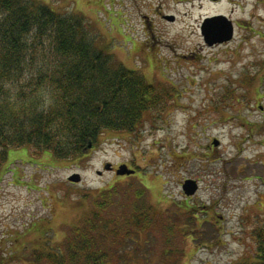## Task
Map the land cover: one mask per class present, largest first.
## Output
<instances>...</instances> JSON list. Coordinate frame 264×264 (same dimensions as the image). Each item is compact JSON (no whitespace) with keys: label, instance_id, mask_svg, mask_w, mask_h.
<instances>
[{"label":"rangeland","instance_id":"obj_1","mask_svg":"<svg viewBox=\"0 0 264 264\" xmlns=\"http://www.w3.org/2000/svg\"><path fill=\"white\" fill-rule=\"evenodd\" d=\"M36 1L80 15L115 67L153 85L158 106L132 130L104 131L73 160L8 149L0 166V264H47L37 255L60 247L93 207L81 194L112 187L126 192L107 207L121 222L133 207H156V221L141 234V259L244 264L254 257L255 233L264 229V0ZM229 23L232 39L217 42ZM106 162L134 171L117 175ZM74 172L79 182L67 179ZM185 180L197 185L191 195Z\"/></svg>","mask_w":264,"mask_h":264},{"label":"trees","instance_id":"obj_2","mask_svg":"<svg viewBox=\"0 0 264 264\" xmlns=\"http://www.w3.org/2000/svg\"><path fill=\"white\" fill-rule=\"evenodd\" d=\"M86 30L80 15L61 14L36 0H0V166L13 147L76 159L104 131L132 130L157 108L153 85L137 70L115 67ZM125 193L112 187L99 190L95 199L81 194L94 200L89 213L70 226L60 247L35 259L47 264H152L149 255L140 258V239L156 221V207H133L121 222L107 207L115 194ZM143 194L136 196L139 202ZM181 231L192 233L185 227ZM255 237L254 257L244 264H264V229Z\"/></svg>","mask_w":264,"mask_h":264},{"label":"water","instance_id":"obj_3","mask_svg":"<svg viewBox=\"0 0 264 264\" xmlns=\"http://www.w3.org/2000/svg\"><path fill=\"white\" fill-rule=\"evenodd\" d=\"M224 17L222 15L219 16H214V17H210L207 18V21H209L207 23V27H212L213 25L216 24V22H214V20H216V18L218 17ZM167 19L172 20L173 19V15H168L166 16ZM225 18V17H224ZM225 20V19H224ZM228 22V21H227ZM204 26H202V31H203ZM232 24L229 23V27L226 28L223 32H221L218 36H217V42H222L225 40H229L232 37ZM205 36V40L210 44L212 43V41L207 37L208 35L204 34ZM215 144H217V141L214 142ZM105 169H111V164L107 163L105 164ZM134 170L133 169H129L126 164H121L118 166V168L115 170L116 174L121 175V174H130L132 173ZM69 181L72 182H79L81 180V176L78 172H74L72 174H70L67 178ZM197 188V185L193 182V180H185L182 184V189L184 191V193L186 195H191L192 193L195 192Z\"/></svg>","mask_w":264,"mask_h":264},{"label":"flooded vegetation","instance_id":"obj_4","mask_svg":"<svg viewBox=\"0 0 264 264\" xmlns=\"http://www.w3.org/2000/svg\"><path fill=\"white\" fill-rule=\"evenodd\" d=\"M213 1H219V0H213ZM235 4V3H234ZM115 167V166H114Z\"/></svg>","mask_w":264,"mask_h":264}]
</instances>
